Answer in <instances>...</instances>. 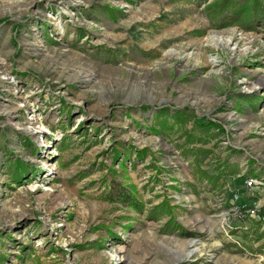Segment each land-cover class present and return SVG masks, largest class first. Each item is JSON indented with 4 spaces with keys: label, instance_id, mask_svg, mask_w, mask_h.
<instances>
[{
    "label": "rangeland",
    "instance_id": "obj_1",
    "mask_svg": "<svg viewBox=\"0 0 264 264\" xmlns=\"http://www.w3.org/2000/svg\"><path fill=\"white\" fill-rule=\"evenodd\" d=\"M212 1L0 0V264H264V25Z\"/></svg>",
    "mask_w": 264,
    "mask_h": 264
},
{
    "label": "trees",
    "instance_id": "obj_2",
    "mask_svg": "<svg viewBox=\"0 0 264 264\" xmlns=\"http://www.w3.org/2000/svg\"><path fill=\"white\" fill-rule=\"evenodd\" d=\"M209 8H212V14L222 20L219 21V26L221 27L240 25L244 29L253 30L259 25H264V0H244L242 3L236 2V0H215L210 3ZM122 196L125 201H129L135 211L140 213L145 211L143 201H140L136 196L132 194H122ZM155 208H161V210H165L166 213L170 214L171 218L168 220V224H166L172 226L173 230H177L181 235L186 237L198 235L194 231L186 230L177 221L173 216L174 210L169 200L162 201ZM262 213L264 215V211ZM259 236L262 237V234Z\"/></svg>",
    "mask_w": 264,
    "mask_h": 264
},
{
    "label": "built area",
    "instance_id": "obj_3",
    "mask_svg": "<svg viewBox=\"0 0 264 264\" xmlns=\"http://www.w3.org/2000/svg\"><path fill=\"white\" fill-rule=\"evenodd\" d=\"M244 184L246 187H253L255 186L257 183H258V179L252 177V176H246L244 177ZM239 198V194L238 193H235V200H237ZM234 211L235 212H239V207L236 205L234 206ZM249 215L251 216H255L257 215V209L256 208H253V207H250L246 210ZM241 213V212H240Z\"/></svg>",
    "mask_w": 264,
    "mask_h": 264
},
{
    "label": "bare ground",
    "instance_id": "obj_4",
    "mask_svg": "<svg viewBox=\"0 0 264 264\" xmlns=\"http://www.w3.org/2000/svg\"><path fill=\"white\" fill-rule=\"evenodd\" d=\"M210 40L211 41H216V42H218V43H225V44H228L229 43V41H231L232 40V37L231 36H227V37H222V36H220V35H212L211 37H210ZM196 244H197V241H193L192 243H191V248H190V250L188 251V255H191V254H193V252L194 251H196Z\"/></svg>",
    "mask_w": 264,
    "mask_h": 264
}]
</instances>
